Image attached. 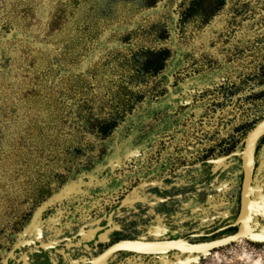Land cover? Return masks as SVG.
Here are the masks:
<instances>
[{"label": "rangeland", "instance_id": "374dc122", "mask_svg": "<svg viewBox=\"0 0 264 264\" xmlns=\"http://www.w3.org/2000/svg\"><path fill=\"white\" fill-rule=\"evenodd\" d=\"M187 1L0 0V254L32 204L85 196L80 175L108 191L129 186L240 141L264 116V66L236 58L247 31L231 15L254 5L215 0L184 18ZM146 47L171 56L161 72L131 76L128 57ZM126 84L137 91L130 112L117 91ZM116 111L125 114L102 133ZM194 264H264V238Z\"/></svg>", "mask_w": 264, "mask_h": 264}, {"label": "flooded vegetation", "instance_id": "af4514ba", "mask_svg": "<svg viewBox=\"0 0 264 264\" xmlns=\"http://www.w3.org/2000/svg\"><path fill=\"white\" fill-rule=\"evenodd\" d=\"M247 1L255 10L242 11L235 3L231 11L234 26L247 31L245 43H235V56L245 64L264 66V4ZM243 139L213 145L159 174L109 191L92 174L80 175L74 188L85 181L89 192L78 194L83 198L76 200V191H71L72 195L45 207L43 200L37 201L15 220L0 264H181L185 256H195L185 263L194 264L214 249L203 253L176 248L165 252L109 249L122 239L182 237L197 242L234 232L242 166L240 156H226L242 149ZM255 159L256 165L264 159V133L257 141ZM259 179L264 187V164ZM149 181L153 183L140 185Z\"/></svg>", "mask_w": 264, "mask_h": 264}, {"label": "water", "instance_id": "95a60500", "mask_svg": "<svg viewBox=\"0 0 264 264\" xmlns=\"http://www.w3.org/2000/svg\"><path fill=\"white\" fill-rule=\"evenodd\" d=\"M263 133L264 117L257 121L247 132L243 139L244 144L242 149L226 156L229 157L233 154L240 156L242 166L240 205L234 221V224L237 225V229L234 232L210 240H201L197 242L182 237L160 241L122 239L110 247L109 252L118 248L141 252H165L169 249L176 248L185 252L196 251L197 253H203L235 242L240 238H264V187L260 184L259 179L264 159L257 165L255 159L256 144ZM149 183L153 182H142L140 185ZM191 259H195V256L191 258L185 256L181 264H185ZM3 264H5V262Z\"/></svg>", "mask_w": 264, "mask_h": 264}, {"label": "trees", "instance_id": "16d2710c", "mask_svg": "<svg viewBox=\"0 0 264 264\" xmlns=\"http://www.w3.org/2000/svg\"><path fill=\"white\" fill-rule=\"evenodd\" d=\"M144 6L154 5L158 0H138ZM215 0H188L184 7V18L194 17V15L202 12L207 6L214 5ZM223 3V1H222ZM171 56V50L168 47H146L139 48L132 52L128 61L133 63V70L130 75L134 76L140 72L155 75L161 72L167 63V60ZM117 91L121 96V104L125 108V111L130 112L135 102L134 96L137 93L135 89L129 87V85H119ZM125 111L120 114V111H116L112 116L100 124V130L102 133H107L113 129L118 123L121 117L125 114ZM117 116H120L118 118Z\"/></svg>", "mask_w": 264, "mask_h": 264}, {"label": "bare ground", "instance_id": "6f19581e", "mask_svg": "<svg viewBox=\"0 0 264 264\" xmlns=\"http://www.w3.org/2000/svg\"><path fill=\"white\" fill-rule=\"evenodd\" d=\"M237 241H239V239Z\"/></svg>", "mask_w": 264, "mask_h": 264}]
</instances>
